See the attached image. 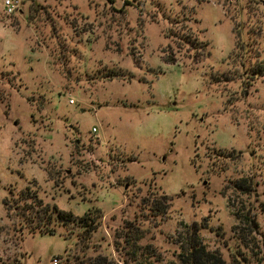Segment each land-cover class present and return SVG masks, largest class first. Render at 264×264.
Here are the masks:
<instances>
[{
    "label": "rangeland",
    "instance_id": "rangeland-1",
    "mask_svg": "<svg viewBox=\"0 0 264 264\" xmlns=\"http://www.w3.org/2000/svg\"><path fill=\"white\" fill-rule=\"evenodd\" d=\"M18 1L0 0V264H189L193 233L264 264V6ZM165 195L163 215L143 203ZM94 209L90 232L57 214Z\"/></svg>",
    "mask_w": 264,
    "mask_h": 264
},
{
    "label": "trees",
    "instance_id": "trees-1",
    "mask_svg": "<svg viewBox=\"0 0 264 264\" xmlns=\"http://www.w3.org/2000/svg\"><path fill=\"white\" fill-rule=\"evenodd\" d=\"M250 4V5H249ZM248 6L251 8V4L257 5V6H264V0H251ZM248 8V7H246ZM189 43H193L192 41H189ZM174 61L172 59H168V64H175L173 63ZM120 76L117 72L111 73L108 78L110 80L117 79ZM250 190V189H249ZM169 202V197L168 196H163L160 198V200L155 199V198H147L143 201L146 206L149 207L150 211L155 214V216H160L166 213L167 206ZM59 216V219L62 221H66V223H74L76 222L79 226H83L82 228L88 229V232L92 231L94 228L93 224L96 222V218H101L102 216H99L101 212L97 209L91 210L88 214H86L85 217L81 218L79 221L74 220L72 215L65 214V213H57ZM249 224V228L253 229V221L251 218H246ZM256 227V226H255ZM54 234V233H51ZM241 241V239H240ZM242 242V241H241ZM244 244V242H242ZM258 245H255L254 248H258ZM189 248H190V259L191 262L189 264H202L203 262L201 261L204 257L207 259V262L210 264H226L220 254H214V253H208L204 246H202V243L200 241V238H198V234L193 233L191 236V239L189 241ZM254 250V249H253ZM200 254L201 256H197ZM103 264H105L103 262Z\"/></svg>",
    "mask_w": 264,
    "mask_h": 264
},
{
    "label": "built area",
    "instance_id": "built-area-1",
    "mask_svg": "<svg viewBox=\"0 0 264 264\" xmlns=\"http://www.w3.org/2000/svg\"><path fill=\"white\" fill-rule=\"evenodd\" d=\"M5 6L7 9V14L13 15L18 10L19 1L18 0H6ZM72 104H74V101H71ZM94 132H97L96 129H94ZM52 264H61V260L59 258H54L52 260Z\"/></svg>",
    "mask_w": 264,
    "mask_h": 264
}]
</instances>
